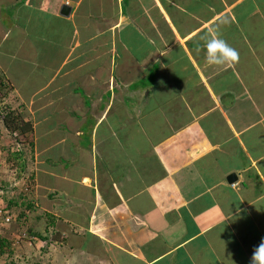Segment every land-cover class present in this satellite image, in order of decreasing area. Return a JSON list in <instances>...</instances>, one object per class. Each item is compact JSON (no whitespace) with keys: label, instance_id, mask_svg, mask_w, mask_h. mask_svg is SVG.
I'll return each instance as SVG.
<instances>
[{"label":"crops","instance_id":"obj_1","mask_svg":"<svg viewBox=\"0 0 264 264\" xmlns=\"http://www.w3.org/2000/svg\"><path fill=\"white\" fill-rule=\"evenodd\" d=\"M248 1L0 0V66L12 83L0 102L34 126L33 144L15 142L24 153L21 171L9 159L18 147L0 116V194L16 189L10 203L27 195L36 208L25 212L26 229L43 232L34 225L50 222L52 237L13 230L12 250L31 256L39 247L36 260L52 252L47 264H250L264 240V224L251 226L256 208L264 218V7L235 12ZM66 4L69 15L62 13ZM214 24L239 53L231 66L205 62L201 37ZM33 38L41 43L29 59L23 49ZM159 67L167 75L170 67L190 88L176 94L166 76L155 82ZM127 103L135 111L123 113L137 112L138 119L149 105V113L168 117L160 139L148 130V147L136 151L139 158L154 155L160 171L152 182L130 186L123 181L145 173L128 150L143 127L115 140L119 127L130 129L135 120L112 115L116 104ZM176 108L192 116L182 123ZM103 124L107 141L98 149ZM88 128L92 140L83 143ZM117 150L121 163L113 168ZM86 157L89 168H79ZM30 170L31 191L18 174L28 177ZM139 193L145 195L133 208ZM146 203L154 217L146 218Z\"/></svg>","mask_w":264,"mask_h":264},{"label":"rangeland","instance_id":"obj_2","mask_svg":"<svg viewBox=\"0 0 264 264\" xmlns=\"http://www.w3.org/2000/svg\"><path fill=\"white\" fill-rule=\"evenodd\" d=\"M192 1H193V4H194L195 3V0H192ZM255 1L256 0H253V1L252 0H249L248 2H245L244 4H242L241 6H239L235 10V12L238 11V10H240V9H243L244 11H246L248 13L249 11H252L253 10L254 5H258V6H256V8H257L258 11L261 10V9H263V8H261V6L264 7V1H262V0L261 1H256V2ZM197 5H199V4H197ZM198 11H199V9H198ZM255 21L258 22L257 21V18H255ZM262 21H264V18H261V22ZM243 24H248V23H243ZM230 31L232 32L233 30H230ZM235 32H237L236 29H235ZM236 35L237 34H235L234 37L232 35L231 38L233 40H229V42H234V39L238 36V35L237 36ZM14 36L15 35H12L11 37L14 38ZM256 36L258 37V40H260L259 35L256 34ZM54 37H57V38L60 39V36H58V35H55ZM31 41H33V45H30L29 44V45H27L23 49L27 53L29 59H31L32 54L35 52L36 43H38V44L41 43L40 40H38V39L35 40V38H33V40H31ZM7 44L10 45L9 43H7ZM45 46L46 45L44 44L43 49H46ZM262 50H260V51L262 52ZM166 70L168 72V75H167V73L162 74V72L160 71V67H159V73L158 74H154L153 77H151V78L152 79H155V82H157L158 80H161V82H162V81L165 80V77L164 76H166V79H168V81H167V88L169 89V86L171 85L172 86L171 90L173 92L175 91L176 94L178 93V91H181L182 89H185L186 86H189V88H190V85L191 84L188 81L185 82L187 85H183L184 82H183V80H179V75H178L177 72H174V74L173 73H169L170 72V67L169 68H166ZM169 74H171V75H169ZM171 76H173V78H171V80H170V77ZM263 80H264V78H263ZM143 83H145V82H143ZM30 84L31 83L29 82V85ZM162 90L164 91L163 88H162ZM154 99H155V101L157 100L156 97ZM153 107H154V105H149L147 107L141 108V111L139 113L142 114V115L139 116V119H138V116L135 117V114L137 115V112L131 113V114L130 113H123L124 111H122V110H127V111H130V112H132L133 110L135 111V108H132L130 105L128 106V103H127V105H124L123 104L121 106L116 104L115 109L112 111V113H113L112 115H114L115 118H120V121L121 122H123L122 119L124 120V118H126L127 114L129 115V117H130V115H132V118H135V120L130 124L131 125V128L130 129L129 128H126L123 125L119 127V129L116 132V135H117L115 137V140L116 141L122 140L123 137L125 136V133L127 135H129V133H127L128 131H130V134H133L134 130L135 129H138L137 128L138 126L143 127V129H142V131H141L140 134L137 133V132H135L134 138L136 139V141L135 142H131L132 144L128 148V150L130 152H132L131 153L132 154L131 158L134 159V160H136L139 165H141V166L144 167L143 170H144V173L145 174H143L144 176H137V175L134 174L130 178L124 180L123 182L127 184L126 186H130V183L136 182L137 180H142L143 178L147 179V181H151L152 182L155 179L153 174H157L160 171V167H159V165H157V163L155 161L154 155H150V156L146 155L145 156V155L140 154V158H139L138 157L139 153L138 154L136 153V151L141 152L143 148L148 147V142L145 139L146 138L145 136H147L146 134L148 133V130L153 135V137H155V138L157 137L158 140H159L160 137H161V135L158 134V127L165 131L166 125L168 126V122L167 123H164V120H166L168 118V117H166V115H167L166 112H164V113H154L155 112V110H154V112H152V114H151V113H149L147 111V110L151 111L150 109L153 108ZM161 107L163 108L162 105H161ZM116 109H118V111L121 110L122 112L115 113L116 112L115 111ZM137 109H138V107H137ZM182 110L183 109L180 110V109L176 108V109H174V112H172V114L177 118V120L178 119L179 120H183L184 119L182 121V123H183V122L188 121L189 117L192 116V115H191V113L188 114L186 110L185 111H182ZM152 111H153V109H152ZM119 113H122V114H119ZM48 123L50 125H52V124H54V121L48 122ZM113 123H114V121L111 120L107 124H111L112 125ZM88 131H89V128L86 129L87 136L83 138L84 139V142L83 143H85V142L88 143V142H90L92 140L91 137H90V135H89V133H88ZM106 131H107L106 124H103L100 127V129H99V132L101 133V135L96 140V146H97L98 149H99V142H106L107 141L106 136H103V135H106ZM12 140H13L12 145H15L16 144V146H17V143H15L16 141L13 138H12ZM0 141L3 142V143L5 142L4 133L1 130H0ZM119 154H120V150H117L115 152V154H113V159H112V160H114V161H112V163L114 164L113 168H115V161L116 160H118L119 163H121V161H120L121 160V156ZM90 158H87L86 157L83 161H81L80 162L81 164H79V168H81V169H88L89 168V161L91 160ZM231 159H233V158H231ZM238 160H239L238 158H235L234 161H231L228 164L225 163V164H222V165H229V164L232 165V163H237ZM27 162L33 164V166H34V160L30 159ZM49 165L50 166L51 165H54V158L49 162ZM29 167H31V166L29 165ZM39 169L40 168L38 167V170L37 169L35 170L37 177H38V174H39L38 172L40 171ZM27 172H28V170H27ZM18 174H19L20 177H22V183H24L21 187H24V188L26 187V188H28L29 191H31L33 188L36 187V183H32L31 184V181L34 179V177L32 176V174H33L32 170L29 171L28 177H25L24 176L25 175L24 173L23 174L18 173ZM39 179L41 180V178H39ZM211 180L212 179L210 177H208L207 179H205V181H206L205 182V185H209V181H211ZM215 180H217V179L215 178ZM186 183L187 182H185L184 185ZM8 189L9 190L7 192L5 191L4 193L0 194V197L1 198H3V195L7 194V197H6L7 199H4L3 198L5 200V204H7L10 201L9 193H11V195L13 196L14 195V191H17L16 189L10 188V187ZM127 195H131L130 192H129V190H128V194ZM144 195H145L144 193H142V194L139 193L136 196V198L138 199V201H132L131 206L133 208H135V206H137V202H138V206H140L141 205L140 202H142V200H140V199L143 198ZM20 196H21V194H19V197ZM20 198L22 200L19 201V203H21L24 199H27V195H25L23 197H20ZM14 199L17 200V198H14ZM201 204H203V203H201ZM145 206L147 207L146 209L148 210L147 211L146 218H148V217H154V215H155L153 213V212H155L154 205H150L148 207V205L146 203ZM10 207L14 208V210L16 211V213H19V214H20V212H24L25 213L24 206H18V205L17 206L16 205L14 206V205H11ZM256 209H257V211H259L260 214L253 215L255 220H251V221H253V224L251 225L252 227H257L260 224H264V218H262L260 216L261 215V209L260 208H256ZM179 211L182 214L184 212H187L186 205L183 206V207H181ZM36 216H38V215H36ZM40 216L41 215H39V217ZM141 216H142V214H141ZM36 218H38V217H36ZM38 221H39V219H37L36 222H38ZM28 224H29L28 223V219L27 220L24 219V215L21 218L19 216L14 221V223L12 224V226L10 228V233L9 234H12L11 232L13 230L20 229V230H23L24 232H26L27 233V236H29V234H32V233L29 232V229H26L27 227L30 226ZM34 226H35L34 228H39L40 230H42L44 232V228H45L44 227V224L34 225ZM5 227H7V226H0V233L1 234H7V229H5ZM31 232H32V228H31ZM11 240L13 242L15 241L14 238H12ZM12 245L13 244L11 242V246ZM228 245L231 247L233 245V242H229ZM36 248H37L36 251L31 256H26V255L23 256V255H20L19 252H18V250H15L16 251V253H15V251L11 249V251H13L12 254L11 255L8 254V253L4 254L3 257H2V259H0V264H16V262L18 264H26V262H29V261H32V260H33L32 262H34V260H36L35 254H36L37 250L39 251V247H36ZM51 258H52V252H48L47 256L44 254V258L37 259L36 262L38 263L39 261H41V264H47L48 263V260H50ZM22 261H24V262H22Z\"/></svg>","mask_w":264,"mask_h":264},{"label":"trees","instance_id":"obj_3","mask_svg":"<svg viewBox=\"0 0 264 264\" xmlns=\"http://www.w3.org/2000/svg\"><path fill=\"white\" fill-rule=\"evenodd\" d=\"M248 18L245 17V21L247 22ZM255 23H258L255 21ZM262 23V22H261ZM249 24V23H248ZM249 29H246L245 31H247ZM220 38L224 39L225 41L227 40L226 37L220 35ZM7 82L5 81V75H3L2 72H0V88H4L3 85L6 84ZM3 92L2 89H0V93ZM0 116L1 119L4 122L5 127L9 130V132L11 133V135L15 138V141L18 142L19 144L23 143V142H27L30 144L34 143V126L33 123L31 121H26L23 117L19 116L18 114H16L13 111H6V109L4 110V105L1 104L0 102ZM2 110V111H1ZM17 152H12V158H9L11 161L14 162V164H16L17 166L20 165V159L23 156V151L21 149H19V145H18V149L16 150ZM21 166V171H25L26 169V165L23 163ZM52 167H54V165H51ZM54 196L51 195V198ZM20 197H23L22 195ZM5 199H7L6 197H4ZM14 199L11 202L14 203H10L11 205H18V206H24V210H35L36 206L33 202V200L30 199H24L21 203H19V200ZM25 216L26 214L23 212L20 213V216ZM27 217V216H26ZM51 220V219H50ZM50 222H48V224L46 226H44V232H37L32 230V234L38 236V238L43 239V240H51L52 237L51 235L49 236V234H47L48 232H50ZM56 235V233H55ZM64 241H67V238H64ZM11 241L9 239V237H7V235L5 236L4 234L0 233V259H2L3 255L8 253V254H12L13 251H11Z\"/></svg>","mask_w":264,"mask_h":264},{"label":"clouds","instance_id":"obj_4","mask_svg":"<svg viewBox=\"0 0 264 264\" xmlns=\"http://www.w3.org/2000/svg\"><path fill=\"white\" fill-rule=\"evenodd\" d=\"M227 22L228 21L225 19L224 23ZM212 32H215L216 34L212 35L211 34ZM201 39L205 41V47H206L205 62L209 66H213V65L222 66L225 64L231 66L239 61L238 51L234 49L232 46H230L227 43V41L220 38L219 25L214 24L212 27H210L208 33L202 36ZM0 72H2L3 75H5V81L7 82L6 84L3 85L4 88L1 87L0 89L9 90L12 87V83L10 82L8 76L6 75L5 71L1 68V66H0ZM1 96H3L2 93H0V97ZM5 109H6V105H4V110ZM6 111H11V110H6ZM0 206H5V208L9 211V213L13 215V219L10 223L7 224L0 223V226H7L5 227V229H7V234L4 235H8L10 233V228L12 224L20 216V214L16 213L14 208L10 207V202L5 204V200H0ZM26 211L27 210H25V212ZM27 217L24 216V218ZM250 264H264V240H262L260 244L254 248L250 259Z\"/></svg>","mask_w":264,"mask_h":264},{"label":"built area","instance_id":"obj_5","mask_svg":"<svg viewBox=\"0 0 264 264\" xmlns=\"http://www.w3.org/2000/svg\"><path fill=\"white\" fill-rule=\"evenodd\" d=\"M13 219V215L5 208V206H0V223L7 224Z\"/></svg>","mask_w":264,"mask_h":264},{"label":"water","instance_id":"obj_6","mask_svg":"<svg viewBox=\"0 0 264 264\" xmlns=\"http://www.w3.org/2000/svg\"><path fill=\"white\" fill-rule=\"evenodd\" d=\"M70 9H71L70 6L66 4L63 6V12L62 13L65 15H69ZM235 178H236V174H234V173L229 176L230 180H234Z\"/></svg>","mask_w":264,"mask_h":264}]
</instances>
